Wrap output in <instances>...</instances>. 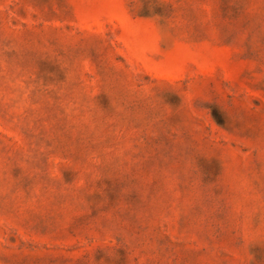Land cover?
<instances>
[{
    "label": "rangeland",
    "instance_id": "1",
    "mask_svg": "<svg viewBox=\"0 0 264 264\" xmlns=\"http://www.w3.org/2000/svg\"><path fill=\"white\" fill-rule=\"evenodd\" d=\"M0 264H264V0H0Z\"/></svg>",
    "mask_w": 264,
    "mask_h": 264
}]
</instances>
